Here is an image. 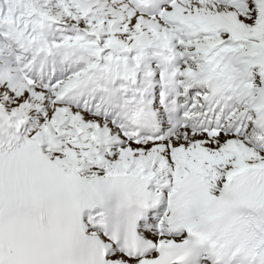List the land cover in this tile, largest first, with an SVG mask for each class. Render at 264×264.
Listing matches in <instances>:
<instances>
[{"label":"snow or ice","instance_id":"snow-or-ice-1","mask_svg":"<svg viewBox=\"0 0 264 264\" xmlns=\"http://www.w3.org/2000/svg\"><path fill=\"white\" fill-rule=\"evenodd\" d=\"M0 264H264V0H0Z\"/></svg>","mask_w":264,"mask_h":264}]
</instances>
